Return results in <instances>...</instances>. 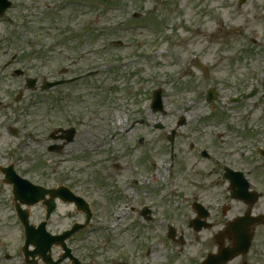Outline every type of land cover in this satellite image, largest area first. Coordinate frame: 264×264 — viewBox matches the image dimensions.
<instances>
[{"label":"rangeland","instance_id":"1","mask_svg":"<svg viewBox=\"0 0 264 264\" xmlns=\"http://www.w3.org/2000/svg\"><path fill=\"white\" fill-rule=\"evenodd\" d=\"M20 1L33 12L12 26L0 22V167L13 165L33 183L62 176L76 189L106 198L116 193L98 211L110 228L93 223L99 231L91 238L130 249L146 245L164 264L199 262L212 245L187 224L193 196L228 189L223 166L264 188L257 151L264 146V0L241 6L239 0H72L61 11L65 0H44L48 12L41 0ZM28 36L38 39L28 47L45 49L43 56L23 59L25 44L18 42ZM61 68H68L66 76ZM14 69L39 82L82 79L35 97ZM211 89L217 96L207 103ZM155 90L163 112L151 111ZM254 90L253 98L231 103ZM180 120L184 126L176 128ZM70 127L73 142L50 152L60 143L48 136ZM2 180L0 174V232L9 233V186ZM141 206L150 208L153 222H143ZM258 207L264 209V200ZM113 209L115 217L108 213ZM126 222L139 228L125 235ZM167 225L185 238L184 246L166 238Z\"/></svg>","mask_w":264,"mask_h":264},{"label":"flooded vegetation","instance_id":"2","mask_svg":"<svg viewBox=\"0 0 264 264\" xmlns=\"http://www.w3.org/2000/svg\"><path fill=\"white\" fill-rule=\"evenodd\" d=\"M8 1L10 8L5 12L4 17H0V22L7 20L12 23L11 18H7V16L12 15L13 18H20L21 16L16 17V15L29 14V10L33 12L29 7L22 6L20 0ZM43 1L41 0V3ZM2 2L3 0H0V8ZM35 93V96L40 95L39 92ZM21 99L23 98L21 97ZM222 176L225 180L224 183L227 182L228 189L218 195H206L204 194L206 191L202 190L199 195L193 196L189 204V212L192 217L188 219L187 224L190 230L197 235H207L209 243L212 245L199 262L191 261V264H200L207 254L217 253L220 248H229L232 245V240L224 235V231L231 222L243 217L252 223L249 251L225 264H264V209L261 210L258 207V203L264 200V188H260L259 184L244 175L249 184V189L247 188L245 193L251 195L247 197L240 193V197L235 199L233 190L229 188V182L226 180V174L222 173ZM53 178L55 179V177ZM68 181L60 176L56 177L55 182L51 184L42 181L37 185L47 190H53L62 185L66 186ZM68 188L88 203L91 218L87 222L85 214L78 210L73 203H64L59 199L53 200L49 196H45L35 205H26L15 197L13 188L9 187L6 190L9 193L10 204V208H6V211L9 212L6 218L10 221L11 231L9 233L0 232V264H164L162 261H156L155 255H151V250L146 245L143 247L134 245L131 249L121 244L116 247L112 244L111 238L104 242L98 239V242L97 238H91L88 235V233L94 234L99 231L93 225V223H97L99 217H102L98 215V211L112 205L113 198L117 196L116 193L108 194V198H106L94 192L76 189L71 184ZM2 191L0 190V193ZM188 200L186 198L184 203ZM220 200L224 203H218ZM106 202L110 205L105 206ZM240 209L242 213H240ZM233 210L234 215L227 216L232 214ZM108 213L115 217L114 209ZM78 216H80V220L77 219ZM139 216L145 223H151L154 220L152 211L144 208L139 210ZM42 224L44 227L41 226ZM82 225H86V227L66 237L72 228ZM123 226H126L127 230L125 235L130 229L139 228V225H136L137 227L129 226L128 222ZM194 227L199 231H194ZM176 235L177 231L172 238L166 233V238L173 242L178 241L180 245L184 246L185 238L183 236L177 238ZM25 243L40 245L42 253L32 256L30 252L35 251L36 247L29 246L26 250L24 249ZM166 264H176V261L167 260Z\"/></svg>","mask_w":264,"mask_h":264},{"label":"water","instance_id":"3","mask_svg":"<svg viewBox=\"0 0 264 264\" xmlns=\"http://www.w3.org/2000/svg\"><path fill=\"white\" fill-rule=\"evenodd\" d=\"M55 85H58L57 83H54V84H49L48 85V88L49 87H52V86H55ZM254 94H251L249 95L247 98L249 97H252ZM208 100H211V97L209 96ZM152 109L154 111H157V110H162V104H161V92L160 91H157L154 93V99H153V103H152ZM180 125V124H179ZM172 139V138H171ZM6 172L8 173H12L11 169L7 170ZM230 179L232 177L228 176ZM10 181V179H9ZM245 235H241V236H235L234 234H232L230 237L234 240V243L236 246H240L239 243L242 242V238H244ZM238 239V240H237ZM248 242L245 244L246 245V248L248 247V243H249V238L247 240ZM238 244V245H237ZM244 245V246H245ZM239 254V251H231V252H222L220 257H213L211 256L204 264H222L224 263V261H226L228 259V257H230L231 255H238Z\"/></svg>","mask_w":264,"mask_h":264}]
</instances>
